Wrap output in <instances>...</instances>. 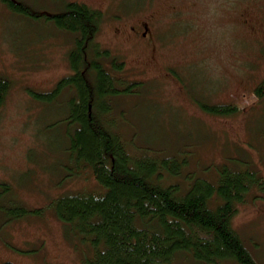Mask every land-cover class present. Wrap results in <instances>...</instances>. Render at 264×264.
<instances>
[{"label":"rangeland","instance_id":"1","mask_svg":"<svg viewBox=\"0 0 264 264\" xmlns=\"http://www.w3.org/2000/svg\"><path fill=\"white\" fill-rule=\"evenodd\" d=\"M20 1L41 14L20 18L0 2V73L11 82L0 104V263L86 264L92 247L63 226L54 199L99 184L90 170L69 175L61 105L26 94V87L49 91L71 72L67 53L75 36L46 19L67 0ZM90 1L105 7L94 42L123 61L122 71L112 67V75L138 81L132 86L137 90L116 97L110 110L128 150H144L134 146L141 145L189 154L192 171L207 178L217 176L219 164L241 160L264 176V96L252 93L264 74V0ZM143 22L150 40L129 33V25ZM196 95L239 101L244 109L208 115L195 105ZM254 191L232 225L264 264V192ZM12 205L32 211L15 218L7 213ZM175 264L197 263L184 256Z\"/></svg>","mask_w":264,"mask_h":264},{"label":"trees","instance_id":"2","mask_svg":"<svg viewBox=\"0 0 264 264\" xmlns=\"http://www.w3.org/2000/svg\"><path fill=\"white\" fill-rule=\"evenodd\" d=\"M0 2L20 18L40 17L24 1ZM65 3L46 19L75 36L67 53L71 72L49 91L26 87V94L45 105H61L58 115L67 126L64 148L72 163L69 175L90 170L99 184L87 191L66 190L54 199L63 226L92 247L86 264H175L184 256L197 264H260L232 225V217L253 186L258 190L253 195L264 192V176L244 160L220 162L217 176L207 178L204 172L192 171L189 154L141 145L134 146L144 150L130 152L110 110L116 97L137 90L132 86L138 81L112 75V67L122 71L123 61L111 58L108 48L94 42L105 7L84 0ZM10 83L0 73V104ZM253 84L252 93L259 100L264 96V74ZM191 98L212 116L228 117L244 109L239 101ZM31 211L12 205L7 213L21 218Z\"/></svg>","mask_w":264,"mask_h":264},{"label":"flooded vegetation","instance_id":"3","mask_svg":"<svg viewBox=\"0 0 264 264\" xmlns=\"http://www.w3.org/2000/svg\"><path fill=\"white\" fill-rule=\"evenodd\" d=\"M84 1L85 2H88V3L91 2L90 0L89 1L84 0ZM128 30H129V33L130 34H133L137 38H139V37H145L146 40L147 39H151V37H150L151 31H150V28H149L147 22H143L141 24L140 28L139 27H136V26L134 27L133 25H129L128 26ZM114 31L117 32L118 29L117 28H114Z\"/></svg>","mask_w":264,"mask_h":264}]
</instances>
